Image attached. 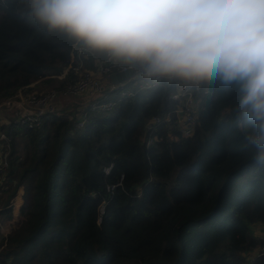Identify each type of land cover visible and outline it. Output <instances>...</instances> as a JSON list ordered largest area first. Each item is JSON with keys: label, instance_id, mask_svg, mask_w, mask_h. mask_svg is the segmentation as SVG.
I'll return each mask as SVG.
<instances>
[{"label": "trees", "instance_id": "obj_1", "mask_svg": "<svg viewBox=\"0 0 264 264\" xmlns=\"http://www.w3.org/2000/svg\"><path fill=\"white\" fill-rule=\"evenodd\" d=\"M74 45L88 46L40 23L31 0L0 3V104L20 91L64 93L79 78L58 77ZM101 53H88L85 68L97 69ZM177 81L106 89L80 117L75 107L33 128L0 124L9 144L2 264H251L244 253L264 245L251 229L264 221V166L247 140L255 132L239 111L240 86L203 81L209 92L185 136L170 99ZM154 117L162 122L149 128Z\"/></svg>", "mask_w": 264, "mask_h": 264}, {"label": "clouds", "instance_id": "obj_2", "mask_svg": "<svg viewBox=\"0 0 264 264\" xmlns=\"http://www.w3.org/2000/svg\"><path fill=\"white\" fill-rule=\"evenodd\" d=\"M49 30L138 60L147 77L240 86L264 166V0H31Z\"/></svg>", "mask_w": 264, "mask_h": 264}, {"label": "built area", "instance_id": "obj_3", "mask_svg": "<svg viewBox=\"0 0 264 264\" xmlns=\"http://www.w3.org/2000/svg\"><path fill=\"white\" fill-rule=\"evenodd\" d=\"M4 0H0L3 3ZM95 48L90 46H78L73 47L72 64L67 67L64 72L59 75L60 79L64 78L68 71L71 69L74 74L78 75V80L70 85L64 93L56 90H52L44 95L37 94H25L19 92L18 95L5 99L0 104V117H15L14 123L16 125H24L28 127H37L42 123V119L45 114L59 112V108L54 105V100L60 95L70 96H87L89 98H95L101 95L106 89L113 91L118 89L124 83L137 81L141 89H152L164 83V80H176V88L170 95V99L177 103L176 115L180 120L181 131L185 136H191L196 125L200 96L208 94L209 89L203 88V81H193L183 77L175 75H164L147 77L145 75V65L143 62L136 60V63H126L125 61H116L115 54L109 50H104V58L99 59L97 63V69L88 70L85 68V58L88 53H93ZM115 69H117L115 71ZM132 70L133 74L127 80L114 84L111 80V75L118 71ZM102 107L110 108L112 103L102 104ZM3 113V114H1ZM170 118V117H169ZM170 121V119H168ZM162 122L160 117H154L149 128L153 124ZM242 125V122H240ZM84 125L83 120H79L77 126ZM0 146L2 144L0 152V176L5 173L9 168L8 153L3 150V140H7L5 132L0 131ZM5 133V134H4ZM121 184V183H120ZM114 188V187H113ZM3 228V227H2ZM1 228V229H2ZM252 233L257 237L264 240V221L255 222L251 226ZM7 232V234H5ZM8 242V230L3 229L0 234V251L7 245ZM249 263H254L256 258L264 255V245L255 248L251 251L244 253ZM0 264H2L0 260Z\"/></svg>", "mask_w": 264, "mask_h": 264}, {"label": "crops", "instance_id": "obj_4", "mask_svg": "<svg viewBox=\"0 0 264 264\" xmlns=\"http://www.w3.org/2000/svg\"><path fill=\"white\" fill-rule=\"evenodd\" d=\"M31 94V93H28ZM91 100V98L87 96H70L65 94H60L53 102L56 107L59 108L60 111L70 112L75 107L84 106L86 107ZM5 123V122H3ZM6 227L5 230H9V222L0 223V229L2 227Z\"/></svg>", "mask_w": 264, "mask_h": 264}, {"label": "rangeland", "instance_id": "obj_5", "mask_svg": "<svg viewBox=\"0 0 264 264\" xmlns=\"http://www.w3.org/2000/svg\"><path fill=\"white\" fill-rule=\"evenodd\" d=\"M105 54V52L104 53H101V55H104ZM52 90H54V89H52ZM56 90V89H55ZM85 107L84 106H80V107H78V109H77V111H78V113L76 112V115L78 116V117H80L81 116V110L82 109H84ZM1 114H3V113H1ZM15 120V117H7V116H3V117H0V124H2L3 122H5V123H9V122H11V121H14ZM1 134V133H0ZM5 134V133H4ZM1 146H2V144H1ZM0 146V147H1ZM3 148V147H2ZM8 151H9V144L7 143V149L5 150V153H8ZM0 152L2 153V151H1V148H0ZM0 223H2V220L0 219ZM2 227V226H1ZM3 229H6V227H3L2 229H0V234L3 232ZM5 234H7V232L5 233Z\"/></svg>", "mask_w": 264, "mask_h": 264}, {"label": "water", "instance_id": "obj_6", "mask_svg": "<svg viewBox=\"0 0 264 264\" xmlns=\"http://www.w3.org/2000/svg\"><path fill=\"white\" fill-rule=\"evenodd\" d=\"M133 74L132 70H128V71H118L116 73H113L111 75V80L114 84L117 83H121L125 80H127L128 78H130Z\"/></svg>", "mask_w": 264, "mask_h": 264}]
</instances>
